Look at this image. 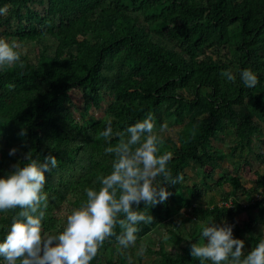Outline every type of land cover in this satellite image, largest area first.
I'll return each mask as SVG.
<instances>
[{"label": "trees", "instance_id": "trees-1", "mask_svg": "<svg viewBox=\"0 0 264 264\" xmlns=\"http://www.w3.org/2000/svg\"><path fill=\"white\" fill-rule=\"evenodd\" d=\"M6 7V14L0 12V36L41 48L34 60L21 54L20 61L0 68V175L25 153L57 156V167L45 173L44 231L61 230L66 220L57 218V210L65 202L68 211L78 206L86 198L84 189L98 186V177L111 169L114 154L105 152L108 142L97 135L107 121L115 132L148 112L156 127L167 121L178 127L176 142L163 139L161 153H173L169 167L182 179L168 185L172 194L166 201L149 206L153 221L138 223L135 243L145 246L143 255L159 257L160 264H200L190 245L200 239L202 223L264 205V173H256L249 189L239 177L224 175L217 184L230 190L222 203L212 198L206 206L199 200L207 183L187 185L185 173L194 164L211 179L224 158L213 144L219 136L230 131L245 144L264 125V0H0V8ZM49 39L53 47L44 43ZM228 68L235 81L222 75ZM243 68L257 73L254 87L239 79ZM72 91L81 93L85 110L107 102L105 116L77 119ZM117 140L113 136L111 142ZM12 147L18 151L10 156ZM238 148L231 149L232 157ZM188 209L195 227L185 236L180 214ZM17 210L1 213L0 238ZM174 215L179 216L175 227ZM167 218L168 238L164 234L158 250L140 243ZM234 224L235 236L247 234L245 252L250 251L261 239L250 234L255 222L248 221L247 228ZM122 231L117 224L115 233ZM108 239L118 242L116 235ZM165 243L174 251L164 250ZM100 258L98 251L90 264L124 262L121 254L116 261Z\"/></svg>", "mask_w": 264, "mask_h": 264}, {"label": "clouds", "instance_id": "clouds-1", "mask_svg": "<svg viewBox=\"0 0 264 264\" xmlns=\"http://www.w3.org/2000/svg\"><path fill=\"white\" fill-rule=\"evenodd\" d=\"M4 11L6 8H0ZM18 49L17 41L0 36V68L20 61ZM222 75L229 81L237 79L231 68L224 69ZM239 79L248 87L259 81L251 68L241 69ZM155 128L152 112L115 132L112 121H107L97 135L108 142L105 152L114 154L111 169L98 177V186L84 189L86 198L71 209L56 232L44 231L42 221L48 201L45 173L57 167L58 158L52 153L43 159L25 153L23 161L0 175V213L18 209L0 238V264H90L108 237L116 235L125 249L135 244L138 223L153 221L149 206L166 201L172 194L168 185L182 179L172 174L169 161L173 153H161L164 140ZM113 136L118 137L114 144ZM17 151L12 147L9 155ZM159 176L163 182L157 180ZM117 224L123 228L119 234L115 233ZM234 227L226 219L217 223L210 218L202 223L200 239L190 245L191 256L200 264H264V238L245 252V240L234 235ZM139 250L143 253L145 246Z\"/></svg>", "mask_w": 264, "mask_h": 264}, {"label": "rangeland", "instance_id": "rangeland-1", "mask_svg": "<svg viewBox=\"0 0 264 264\" xmlns=\"http://www.w3.org/2000/svg\"><path fill=\"white\" fill-rule=\"evenodd\" d=\"M10 7H6V14L7 10ZM35 10L38 12L41 11V7L35 5ZM13 40V39H8ZM19 44V51L22 55H25L30 60H34L36 55L40 50V46L35 44L34 42L28 43H21L18 40L14 39ZM47 46L53 47L54 42L52 39L44 41ZM70 104L71 109L74 110L75 117L82 118L83 122L94 121L99 117L105 116V110L107 107V102L103 101L101 104V108L99 110L90 108L88 110L84 109L83 98L79 91H72L70 92ZM155 131L163 137V139H167L172 142H176L177 138V131L178 127L174 126L171 122H165L164 127L157 126ZM214 146L222 151L223 159L218 162L219 168L216 170L214 176L211 179H206L204 176V172L198 168L196 165L192 164L187 167L185 173L187 174V185H192L194 183H207V194H205L200 200L199 203L202 206H206L208 202L213 198L215 203L220 204L223 202L222 197L225 195L226 191L230 190V186L228 184H223L222 186H218L217 182L221 177L224 175L230 176H237L241 184L246 187L247 189L251 188L253 185V181L255 179L256 173L263 174L264 173V125H261V130L259 133L254 135L249 143H241L238 144L237 140L233 137L232 132L228 131L226 134H222L219 136V139L213 143ZM170 145V144H168ZM235 146L239 147L236 151V155L232 157L230 155V151ZM245 201V200H243ZM255 201L249 202L250 205H253ZM245 203V202H244ZM70 209V203H64L58 210H57V218L64 222L66 220V216L70 213L68 211ZM260 209L263 212H260ZM1 216V213H0ZM183 216L184 220V235L186 233H190L192 229L195 227V221L191 219V212L188 209L185 213L183 212L180 214ZM173 219V226L179 222V216L174 215ZM168 220L165 219L164 222ZM228 222L231 223H238L242 225L244 228H247L248 221L252 220L255 222L253 227L250 229V234L252 236H259L264 238V228L262 226V222L264 220V205L260 208H250L248 211H242L236 213L232 217H228L226 219ZM161 223L159 227L153 229L150 233L144 235L140 239V243L147 245L153 250L159 249L160 240L163 238L165 234V228L169 220L166 223ZM218 223V222H217ZM247 234H243V239L248 241ZM109 239L106 238L103 244L99 247L98 251L100 253L101 258H108L116 261L119 255L124 256L123 264H160L159 257H152L143 255L140 252V248L137 243L130 245L128 248H122L119 243H108ZM124 249V251H123ZM164 250L173 252L174 247L170 244H164ZM100 258V259H101Z\"/></svg>", "mask_w": 264, "mask_h": 264}]
</instances>
